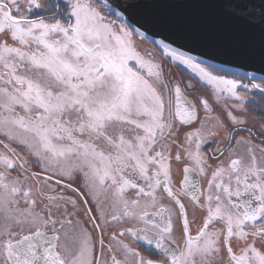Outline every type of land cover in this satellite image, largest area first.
<instances>
[{"label": "snow or ice", "instance_id": "1", "mask_svg": "<svg viewBox=\"0 0 264 264\" xmlns=\"http://www.w3.org/2000/svg\"><path fill=\"white\" fill-rule=\"evenodd\" d=\"M63 4L0 0V264H264V0Z\"/></svg>", "mask_w": 264, "mask_h": 264}, {"label": "flooded vegetation", "instance_id": "2", "mask_svg": "<svg viewBox=\"0 0 264 264\" xmlns=\"http://www.w3.org/2000/svg\"><path fill=\"white\" fill-rule=\"evenodd\" d=\"M59 2L61 5V9L64 8V4H63V0H46V3L48 4H52L54 5L55 3ZM54 11L53 8L50 9H46L43 13H41L40 15H47L49 12ZM139 39V38H137ZM152 39L146 40L141 42V47L142 48H147L149 50H154V44H153ZM154 54L156 55V57L158 59H163L164 60V65L166 68L171 67V71L172 74L175 78L177 79H191V76L189 74V72L184 69L182 71V66L177 67L175 65H169L168 60L164 59L162 57L161 51L160 50H154ZM197 92L202 94V95H210L207 89H201L200 86H197ZM250 96V99L248 101V107L250 109L249 111V116L250 117H256L257 119H259V117L261 115H264V93H261L259 90H253L250 91L249 93H247ZM213 107L215 108L216 112H221V110L216 106L213 105ZM214 147V145L209 144L207 146H205V150H208L210 148ZM175 167H182L181 165H175ZM175 179L179 180L182 178V174L181 175H177L174 177ZM71 194V193H69ZM199 213H198V217H199ZM130 242V241H129ZM142 243V242H141ZM144 254L146 256H155V252L154 251H150L148 246H144L141 249Z\"/></svg>", "mask_w": 264, "mask_h": 264}, {"label": "water", "instance_id": "3", "mask_svg": "<svg viewBox=\"0 0 264 264\" xmlns=\"http://www.w3.org/2000/svg\"><path fill=\"white\" fill-rule=\"evenodd\" d=\"M149 14L147 11H142L141 14H140V17L138 18H141V17H147ZM135 27H139V24H135L134 25ZM150 36V39L152 40H159V39H163V35H156V36H152V34L150 33L149 34ZM226 59H235L234 57H229V56H224V55H221L220 56V59L217 60V61H214L216 63H220L221 61L223 60H226ZM258 66V65H257ZM228 67L232 68L234 71L235 70H239V71H248V72H252V71H255V68H252V67H249V68H243V69H238V64H231V65H228ZM261 75H264L262 73H259L257 72V78H259Z\"/></svg>", "mask_w": 264, "mask_h": 264}, {"label": "rangeland", "instance_id": "4", "mask_svg": "<svg viewBox=\"0 0 264 264\" xmlns=\"http://www.w3.org/2000/svg\"><path fill=\"white\" fill-rule=\"evenodd\" d=\"M42 3H46V0H41ZM45 11V9H38V10H35V14H38L40 15L41 13H43Z\"/></svg>", "mask_w": 264, "mask_h": 264}]
</instances>
